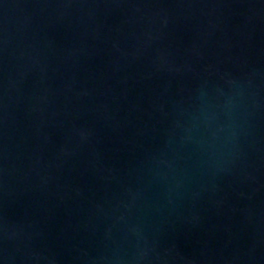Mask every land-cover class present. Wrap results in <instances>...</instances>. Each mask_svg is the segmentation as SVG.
I'll return each mask as SVG.
<instances>
[{
    "label": "water",
    "instance_id": "obj_1",
    "mask_svg": "<svg viewBox=\"0 0 264 264\" xmlns=\"http://www.w3.org/2000/svg\"><path fill=\"white\" fill-rule=\"evenodd\" d=\"M0 264H264V0H0Z\"/></svg>",
    "mask_w": 264,
    "mask_h": 264
}]
</instances>
